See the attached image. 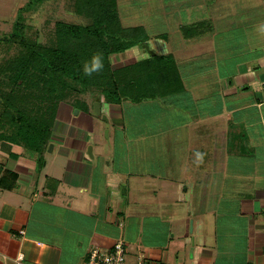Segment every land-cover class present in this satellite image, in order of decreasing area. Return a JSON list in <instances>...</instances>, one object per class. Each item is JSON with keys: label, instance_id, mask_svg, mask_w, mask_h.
<instances>
[{"label": "crops", "instance_id": "1", "mask_svg": "<svg viewBox=\"0 0 264 264\" xmlns=\"http://www.w3.org/2000/svg\"><path fill=\"white\" fill-rule=\"evenodd\" d=\"M215 3L206 8L216 10ZM212 10L194 22L203 24L195 38L207 36ZM260 34L264 39V29ZM258 45L247 46L254 53L249 63L235 61L240 52L226 49L225 60L233 61L228 67L216 65L224 50L215 47L207 59L211 68L204 64L184 76V62L204 57L174 61L183 90L156 100L160 115L170 110L173 119L169 141L159 130L153 134L151 171L139 160L128 163L122 133L110 161L90 160L87 136L58 125L49 144L66 161L44 178L39 156L48 146L38 155L0 141V264H15L19 253L25 264H62L71 247L84 250L75 262L83 264L91 247L108 249L118 240L125 244V264L139 255L144 264H264V53ZM66 136L82 141L76 152L71 140L62 145ZM75 192L85 203L74 199L80 209L69 210L75 219L63 228L68 235H56L58 220L51 229L44 219L59 215L48 210L61 208L60 195L75 198Z\"/></svg>", "mask_w": 264, "mask_h": 264}, {"label": "rangeland", "instance_id": "2", "mask_svg": "<svg viewBox=\"0 0 264 264\" xmlns=\"http://www.w3.org/2000/svg\"><path fill=\"white\" fill-rule=\"evenodd\" d=\"M215 1L216 10L206 8L209 5L214 7ZM73 8L74 0H0V116L4 110V104L1 100L11 90H14L12 95L16 96L14 82H10L1 73L8 68L11 59L20 53V39L50 46L55 42L54 31L57 23L74 26L89 25V20L75 14ZM207 9L212 10L216 16L207 36L200 37V34L195 38L196 34L202 29H197L196 32L194 29L191 31V34H193L188 36L192 40L189 41L188 39L186 41L182 29L193 25L196 21L206 19L207 17H204L203 14L208 12ZM226 10L227 12L223 15L222 11ZM215 11L218 12L215 13ZM117 12L121 26H140L145 29L148 41L143 45H147L158 57L169 56L173 61H176L180 55L182 57L186 56L185 58L194 55L204 57L199 61L188 62L186 65H184L186 63L184 62L183 67L180 66L182 76L187 73L184 71L199 70L201 66L205 67L204 64L207 68H211L210 62L212 61L207 59L210 58L211 51L215 47L224 50L221 51L222 58L217 61L216 65H227L226 67L231 66L233 63L232 60H225V58H228L226 49H234V54L240 52L235 59L237 62L247 61L249 63L253 61L254 53L252 49L250 48V53L246 50L250 43L259 44L258 47H261V51L264 53V39L260 38V36H263L260 34L261 30L264 29V0H118ZM202 25L200 28H202ZM247 26L250 27L251 34L249 29L247 30ZM14 35L15 37L10 39V36ZM157 36H163L166 40ZM193 50L196 51L192 52ZM222 52H225V54H222ZM140 55H148L142 49V45L134 47L121 55L113 56L111 58L112 67L117 69L134 64L140 60ZM195 75L197 76V73ZM19 89L23 90L22 87H19ZM23 91L25 98L28 100L32 96L30 95L31 91ZM94 101L104 103L103 110L106 112L107 122L109 123L98 120L82 108L83 103L90 108L91 103ZM158 106L159 104L155 100L137 105L122 102L120 105L111 107L106 105L97 90L83 94L69 92L57 106L56 121L60 122V126L63 124L74 125L77 129H80L87 136L88 146L92 148V155L95 159L101 157L103 160L110 161L114 157L113 151L117 146V134L122 133L126 144L128 163L135 165L136 161L139 160V162H144L145 168L151 171L155 159V153L152 152L153 134L159 130L164 134L163 138L169 141L167 130L170 129L169 121L171 122L173 119L169 109V111L160 115ZM0 131H2L1 128ZM64 161L66 160L57 156V145L53 144L50 152L47 147L43 154L39 156V169L42 177L44 178L45 175L54 176L50 171L51 166H58L60 169ZM7 177L9 176L7 175ZM73 196L60 195L58 203L61 208L56 210L51 207L48 210L51 213L59 211V215L54 214L52 215L54 217L51 216L52 218H50L49 216V218L44 219L45 226L46 224L48 226L52 225L54 224L52 222L58 220L59 231H53L54 233L57 232L56 235L64 236L65 233L66 236L68 235L66 228L65 230L63 228L65 226L71 227L75 219L69 212L71 208H78L74 199L85 203L83 198L79 199L83 195L78 197L76 194L75 198ZM67 200H73L71 205H68ZM21 203L25 206L22 207L24 209L29 205V203H26V199L22 200ZM84 206L86 207V205ZM54 226L55 224L50 226L51 229ZM42 232L44 234L40 236H43L42 238L45 241L51 239L52 236H48L50 233L41 230L40 233ZM67 241L69 242V239ZM68 249L74 251L71 256L63 255L62 264H76L75 262L83 258L82 253L84 250L82 248L72 249L71 247Z\"/></svg>", "mask_w": 264, "mask_h": 264}, {"label": "trees", "instance_id": "3", "mask_svg": "<svg viewBox=\"0 0 264 264\" xmlns=\"http://www.w3.org/2000/svg\"><path fill=\"white\" fill-rule=\"evenodd\" d=\"M117 4L118 0H74L73 12L87 18L89 25L57 23L50 46L20 39V53L1 73L14 82L16 96L11 90L1 100L0 141L40 155L52 137L57 106L69 92L97 90L109 105L140 104L182 92L176 64L169 56L148 55L134 64L112 67L113 56L148 41L143 27L121 26ZM201 25L183 28L185 38ZM97 56L102 68L93 70ZM19 87L32 96L27 100ZM82 108L89 111L85 103Z\"/></svg>", "mask_w": 264, "mask_h": 264}, {"label": "built area", "instance_id": "4", "mask_svg": "<svg viewBox=\"0 0 264 264\" xmlns=\"http://www.w3.org/2000/svg\"><path fill=\"white\" fill-rule=\"evenodd\" d=\"M23 232H21L22 234ZM125 244L118 240L108 249H100L98 247H91L88 251L87 258L83 264H125ZM143 255H139L135 264H144ZM15 264H25L24 255L17 254L14 259Z\"/></svg>", "mask_w": 264, "mask_h": 264}, {"label": "flooded vegetation", "instance_id": "5", "mask_svg": "<svg viewBox=\"0 0 264 264\" xmlns=\"http://www.w3.org/2000/svg\"><path fill=\"white\" fill-rule=\"evenodd\" d=\"M94 102H95V101H94ZM98 102L100 103L101 115H104V114L106 113V112L103 110V108H104V103H102V102H100V101H98ZM92 104H93V103H91L90 108H89V111H88L87 113H90V112H91V110H92ZM106 105L111 106V105H109V104H106ZM107 114H108V113H107ZM105 116H106V114H105ZM110 118H113V117H110ZM97 119L100 120V121L102 120L101 117H98ZM107 121H108V118H107ZM109 121H110V119H109ZM59 123H60L59 121H56L55 125H54L53 128H52L53 131L58 127V125H59L60 128L69 129L70 132H71V131H75V132H76V131H80V129H77V127L74 126V125H66V124H63L62 126H60ZM105 123H109V122H105ZM66 139H67V141H66ZM68 140H71L70 146L66 145V142H68ZM64 142H65V144H64ZM81 142H82L81 140H77L75 137L66 136V137H65V140L63 141V144H62V145H64V146L66 145V146L69 147V149H71L72 151H75V150H77L76 147L79 146L80 144H82ZM84 143H85V142H83V144H84ZM75 152H76V151H75Z\"/></svg>", "mask_w": 264, "mask_h": 264}, {"label": "water", "instance_id": "6", "mask_svg": "<svg viewBox=\"0 0 264 264\" xmlns=\"http://www.w3.org/2000/svg\"><path fill=\"white\" fill-rule=\"evenodd\" d=\"M142 49L144 51H146L149 55H151V56L154 55V52H152L147 45H142ZM90 115L93 117H96V118L101 117V119L103 121L107 122V117L105 115H101L100 103L98 101L93 102ZM52 147H53V144L48 145V151L49 152L52 151ZM86 155L88 156V158L90 160L93 159L92 148L90 146H87V148H86ZM189 228L191 231V222L189 223Z\"/></svg>", "mask_w": 264, "mask_h": 264}, {"label": "clouds", "instance_id": "7", "mask_svg": "<svg viewBox=\"0 0 264 264\" xmlns=\"http://www.w3.org/2000/svg\"><path fill=\"white\" fill-rule=\"evenodd\" d=\"M100 68H102V63H101L100 57L97 56L94 58L92 69L93 70H99Z\"/></svg>", "mask_w": 264, "mask_h": 264}]
</instances>
